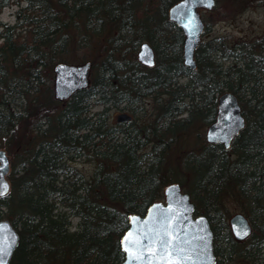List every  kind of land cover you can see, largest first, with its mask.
Instances as JSON below:
<instances>
[{
  "label": "trees",
  "instance_id": "obj_1",
  "mask_svg": "<svg viewBox=\"0 0 264 264\" xmlns=\"http://www.w3.org/2000/svg\"><path fill=\"white\" fill-rule=\"evenodd\" d=\"M177 1L0 0V12L25 2L14 24L0 20V148L15 154L0 219L20 235L9 264H121L129 215L144 214L172 182L208 216L218 264H264V46L202 41L191 69L184 33L168 17ZM144 43L152 66L139 60ZM79 46L99 49L91 84L59 100L46 68ZM226 91L247 121L230 148L204 139L168 166L173 142L212 123ZM118 107L133 117L114 122ZM81 158L93 164L89 175L72 164ZM227 193L254 228L263 223L246 248L229 228Z\"/></svg>",
  "mask_w": 264,
  "mask_h": 264
},
{
  "label": "water",
  "instance_id": "obj_2",
  "mask_svg": "<svg viewBox=\"0 0 264 264\" xmlns=\"http://www.w3.org/2000/svg\"><path fill=\"white\" fill-rule=\"evenodd\" d=\"M216 0H179L172 4L168 10L169 19L183 31L184 64L190 68L196 67L195 52L201 42V36L205 29L204 20L201 17L200 8L211 9ZM211 5V6H209ZM139 59L146 65H152L155 61V52L147 44H142L139 51ZM91 63H67L59 62L54 67V92L59 100L70 98L75 92L89 87L91 83ZM132 118V114L123 111L117 115V122H125ZM245 117L237 96L230 92H224L218 98L217 114L215 120L208 126L206 137L208 141L223 144L229 148L233 139L240 134L245 127ZM10 160L6 150L0 149V185H6V191L0 196L6 195L10 190L8 173ZM165 199L150 204L144 214L131 213L128 217L129 226L120 238L121 248L125 254L121 264H159L155 258L148 256L137 261L130 257L125 247H131L135 251V242L147 245L149 241L146 235L158 229L161 222L170 224L176 229L182 245L189 250L192 259L186 264H217V256L214 248V231L210 220L205 214H195V204L190 195L184 192L179 183H170L165 188ZM0 238L7 242L11 240L12 246L8 254L3 256V264H9L10 259L19 244L18 230L9 219L0 220ZM230 226L237 239L246 238L252 231L247 217L237 213L230 218ZM128 237L127 243L125 237Z\"/></svg>",
  "mask_w": 264,
  "mask_h": 264
},
{
  "label": "rangeland",
  "instance_id": "obj_3",
  "mask_svg": "<svg viewBox=\"0 0 264 264\" xmlns=\"http://www.w3.org/2000/svg\"><path fill=\"white\" fill-rule=\"evenodd\" d=\"M24 5L25 2L22 4H10L4 7L0 12V20L9 25L14 24L18 8ZM201 14L206 26L202 34L203 41L222 37L226 38L232 44H244L255 46L256 48L264 46V0H216V4L213 8L201 10ZM1 29L2 27H0V31ZM1 41L2 38L0 37V43ZM98 51L99 49L96 50L94 46L74 47L73 49H70L69 52L63 54L62 60H65L67 63L74 64L84 62H91L92 64L91 59L98 55ZM57 61V58L56 60H53V68H46L47 73L51 69L54 70L55 65L58 63ZM228 62L230 63V61H227V63ZM93 73V68H91V81ZM186 79V77H182L180 81H185ZM99 108L100 106L94 107V109ZM123 111L129 112V109L122 107L114 109V122H116L117 115ZM206 130L207 125L205 126L201 122H197L183 135L180 134L178 136L179 138L173 142L172 147L169 149L166 156L168 166L175 168L176 164H178L180 153H182V151L192 150L203 143V140L206 139ZM0 149L6 150L10 160L11 172L13 169L12 161L15 158V154L11 152L12 150L8 151L6 147H1ZM72 164L85 175H89L93 170V164L89 159L81 158ZM223 201L225 209L229 214L228 220L237 213H242L248 216V214L242 210V205L237 202L231 194L227 193V195L223 197ZM258 220L259 218L257 217V221ZM78 221V217H72V229L76 228ZM257 226V228H254V231L261 236L263 223L259 222L257 223ZM247 262L248 260L240 257L235 264H247Z\"/></svg>",
  "mask_w": 264,
  "mask_h": 264
},
{
  "label": "snow or ice",
  "instance_id": "obj_4",
  "mask_svg": "<svg viewBox=\"0 0 264 264\" xmlns=\"http://www.w3.org/2000/svg\"><path fill=\"white\" fill-rule=\"evenodd\" d=\"M6 188V185H0V189L6 191ZM0 194H3V191H0ZM0 228H3V225H0ZM131 235L132 233H129L125 237L126 243ZM145 239L149 241L147 245L141 244L139 241L135 242V251L131 247H125V251L129 253L132 259L137 261L144 259L145 252L148 253L149 257L155 258L159 264H186L192 259L189 250L182 246L185 242L180 239L176 229L168 223L161 222L158 229L147 234ZM11 246V240L7 242V247H5V241L0 238V264H3V256L8 254Z\"/></svg>",
  "mask_w": 264,
  "mask_h": 264
},
{
  "label": "flooded vegetation",
  "instance_id": "obj_5",
  "mask_svg": "<svg viewBox=\"0 0 264 264\" xmlns=\"http://www.w3.org/2000/svg\"><path fill=\"white\" fill-rule=\"evenodd\" d=\"M245 216H246V215H245ZM246 217H247V219H248L249 222H250V225H251L252 231H251V233H250L246 238L240 240V241H242V242H243V240H244V243H246V244H245V248L251 244V239H252L253 232H254V227H253V224H252L251 219H250L248 216H246ZM230 230H231V232H232V229H230ZM232 234H233V233H232ZM257 237H258V235L256 236V238H257ZM256 238H255V240H256ZM247 239H250L249 242H245V240L247 241ZM246 252H249V250L246 251Z\"/></svg>",
  "mask_w": 264,
  "mask_h": 264
}]
</instances>
